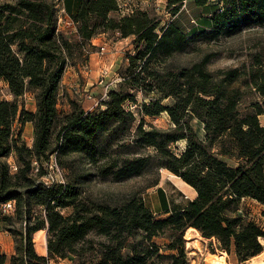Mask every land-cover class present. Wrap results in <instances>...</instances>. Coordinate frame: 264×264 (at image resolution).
Listing matches in <instances>:
<instances>
[{
	"label": "trees",
	"instance_id": "16d2710c",
	"mask_svg": "<svg viewBox=\"0 0 264 264\" xmlns=\"http://www.w3.org/2000/svg\"><path fill=\"white\" fill-rule=\"evenodd\" d=\"M182 1L169 0L173 20L159 26L147 11L112 17L117 0H63L78 44L57 30L53 0H0V77L15 98L31 91L36 105L30 112L19 110L15 100L0 101V204L14 200L16 209L14 216L0 210V222L15 239L10 264H48L70 255L77 257L76 264H187L182 246L170 242L161 248L153 242L183 217L193 221L180 231L177 243L184 244V232L192 227L215 238L221 250L234 248L238 262L263 251L264 228L247 216L241 201L259 203L264 219V126L258 120L264 101L242 113L238 89L232 87L238 70L215 79L205 68L208 56L172 68L164 61L188 52L192 40L207 33L204 27L212 38L232 35L247 24L264 27V0H222L221 7L193 0L200 11L196 24L203 29L191 25L189 33L178 19ZM114 31L136 45L134 55L126 57L123 83L148 97L139 105V118L124 107L125 100L136 104L135 94L119 91H109L104 107L93 112L71 100L70 111L60 113L58 84L70 47ZM253 84L264 98V71ZM164 99L170 102L164 104ZM161 113L168 117V127L145 121ZM15 121L32 123V147L13 128ZM178 143L183 147L176 153ZM53 155L68 174L64 183L46 187L31 175V162L40 164ZM74 155L83 156L102 179L118 181L165 169L196 195L178 220L157 218L136 195L119 205L83 200L79 183L92 174L79 173ZM10 156L18 165L14 174L7 165ZM43 174L40 169L37 175ZM158 193L164 205V191ZM34 206L45 208L44 218L33 214ZM66 207L73 208L68 215L60 211ZM16 222L24 226L15 228ZM39 230H46V257L34 249L32 235ZM90 233L101 240L88 239ZM6 259L0 256V264Z\"/></svg>",
	"mask_w": 264,
	"mask_h": 264
},
{
	"label": "rangeland",
	"instance_id": "374dc122",
	"mask_svg": "<svg viewBox=\"0 0 264 264\" xmlns=\"http://www.w3.org/2000/svg\"><path fill=\"white\" fill-rule=\"evenodd\" d=\"M53 1L57 15V30L70 39L71 43L79 44L80 40L77 36V29L71 17H67L66 20L64 18L66 17V13L63 9V1ZM119 3L124 4L121 8L124 13H130L135 10L147 11L152 18L157 21L159 20V26H164L173 20L171 12L173 5L169 4V0H119ZM179 11L181 13L178 19L185 26L187 33L192 30L193 26L203 29V27L196 24L195 15L200 11L195 7L193 0H183ZM113 16L123 15L115 12L112 14ZM204 28L207 33L192 40L188 52L174 53L165 59L164 63L167 67L189 65V63L201 60L203 56H208L209 60L205 64V68L211 72L215 79L222 77L223 72L233 71L234 69L238 70V78L232 83V87L238 89L237 95L240 99L239 109L242 113L247 111L251 104L262 103L264 98L257 92L253 80H255L258 73L264 71V27L247 24L242 26L239 31L232 33V35L220 34L216 38L211 37L209 28ZM156 32H159V28ZM99 36L101 38L99 44L95 41L94 44L91 40L90 43L86 42L84 46L72 45L70 47V55L67 56L68 66L65 68L58 84L57 109L60 113L69 112L70 106L68 101L73 100L85 112H93L99 109V105L107 99V96L104 97L102 95L107 88L108 91H119L123 95L134 93L136 104L125 100L124 107L127 110L134 111L135 116L138 117L136 112L139 105L147 102L148 97L144 96L139 89L134 91V89L123 83V78H128V72L126 71L128 61L126 57L129 54L134 55L136 45L132 43L131 37L119 43L121 38L116 31L100 33L97 37ZM101 46L104 47L103 50H101ZM25 94H27L26 98H24ZM25 94L22 97L15 98L8 90L7 84L0 77V101L12 102V100H15L17 105H19V110L34 112L31 111L34 95L29 90ZM151 95L153 96L154 94ZM162 101L164 104L170 102L167 99ZM93 104H96L98 107H92ZM258 120L260 125L264 126V114L259 115ZM145 121L160 129L169 126V120L165 113H161L157 117L146 116ZM13 128L20 130L21 140L25 146L27 148L32 147L33 127L30 128L28 125L26 127L25 124L21 126L18 121H15ZM182 147L183 145L178 143L176 147H173V150L177 153ZM72 158L76 160L79 166V173L82 175L92 174L88 177L87 181L79 183V190L83 200L119 205L131 196L136 195L143 200L144 205L150 208L157 218L173 217L178 220L183 208L195 197L194 189H190L178 176L173 175L165 169L158 170L156 173L148 171V173L134 176L130 179L115 181L110 177L103 179L96 177L90 164L85 161L83 156L74 155ZM53 159H55L54 155ZM6 160L11 162L15 159L10 156ZM68 160L69 158H67ZM59 167L63 169L60 165ZM66 174H68V171L66 173L64 170V179H66ZM31 175L37 182L41 181L38 175L32 173ZM158 189L164 191L165 206L161 202ZM241 203L247 216L264 228V219L260 215L262 206L254 200L248 199L242 200ZM32 209L34 215H38L41 218L45 217V208L34 206ZM60 211L62 214L68 215L73 211V208L66 207L60 209ZM192 221L188 217H183L179 225L169 231H165L162 236L153 238V242L161 248H164L170 242L176 243L178 247L182 246L186 254L187 264H209L208 261L213 256H217L223 264H264V241H261L263 251L255 255L254 259H251L252 261L249 259L244 262L237 261L234 248L231 247L230 252L221 250L215 238L207 239L201 236L198 230L190 231L189 235L184 232V244L181 242L177 243L175 240L178 238L180 231L184 230ZM14 226L15 228H22L24 224L16 222ZM40 237L42 238L41 235ZM90 238L101 240V238L92 233L88 236V239ZM46 239L45 235V241ZM33 242H36L34 243L36 244L34 246L36 252L38 238L36 237V240L33 238ZM62 260L63 264L77 263V257L73 255ZM57 261L50 260L49 264ZM258 261L261 262L259 263Z\"/></svg>",
	"mask_w": 264,
	"mask_h": 264
},
{
	"label": "built area",
	"instance_id": "2783aa9c",
	"mask_svg": "<svg viewBox=\"0 0 264 264\" xmlns=\"http://www.w3.org/2000/svg\"><path fill=\"white\" fill-rule=\"evenodd\" d=\"M211 3L218 4L219 7L222 6V0H208ZM118 3V11L117 13H121V15H128V13H124L122 11V6L124 4H120L119 0H117ZM104 47L101 46V50H103ZM108 89L106 88L103 92V96L106 97L108 94ZM52 158V159H51ZM31 173L34 175H37L39 173V170L42 169L44 171V174L39 177L41 179L40 183L43 186L50 187L54 184L58 185L59 183H64L65 179L63 178V169L59 167V164L56 163L55 159H53V156H51L48 160H46L44 163L41 162L40 164L33 160L31 162ZM7 165H9V171L10 173L14 174L18 170V165H16L15 161H7ZM0 210L3 214L6 215H13L15 213V201H6L0 204ZM50 262V261H49ZM49 264V263H48ZM53 264H63V260H58L57 262Z\"/></svg>",
	"mask_w": 264,
	"mask_h": 264
},
{
	"label": "crops",
	"instance_id": "0c3cea01",
	"mask_svg": "<svg viewBox=\"0 0 264 264\" xmlns=\"http://www.w3.org/2000/svg\"><path fill=\"white\" fill-rule=\"evenodd\" d=\"M63 9H64V7H63ZM67 17H70V16L66 14V17H64L65 20L67 19ZM124 39H127V38H121L119 40V43H121V41L124 40ZM100 40H101L100 36L99 37H95V38L92 39V43H94V41H95V42H98V44H99ZM98 44H96V45H98ZM26 96H27V94L24 95V98H26ZM32 105H33V107L31 109V111H35L36 107L34 105V101H32ZM96 106H97L96 104L92 105V107H96ZM103 107L104 106L101 103V105H99V108H103ZM25 125H26V127L28 125V127L32 128V123L31 122H27ZM195 195H196V193H195ZM39 233H41L42 238H45L46 230H39V231L33 233L34 240H36V237H37V235ZM45 242L46 241L44 240V244L40 245L39 249L38 248L36 249V253L38 255H40V256H43V257H46L47 254H48L46 252V243ZM34 243H36V242H34ZM35 245L36 244H34V246ZM2 255H5L7 257L5 264H10V258L12 256L16 255V254H15V239H13L12 235L4 228V224H2L0 222V256H2Z\"/></svg>",
	"mask_w": 264,
	"mask_h": 264
},
{
	"label": "bare ground",
	"instance_id": "6f19581e",
	"mask_svg": "<svg viewBox=\"0 0 264 264\" xmlns=\"http://www.w3.org/2000/svg\"><path fill=\"white\" fill-rule=\"evenodd\" d=\"M197 231L195 228H192V227H189L185 230V234L189 235L190 231ZM41 233L38 234L37 238H38V249H39V246L44 244V240L45 238H41L40 237ZM261 241H264V239H261ZM254 259V258H253ZM251 260V259H250ZM252 261V260H251ZM254 262V261H253ZM259 262V261H258ZM261 262V261H260ZM259 262V263H260ZM209 264H223L219 261V259L217 258V256H213L209 259L208 261ZM258 264V263H257Z\"/></svg>",
	"mask_w": 264,
	"mask_h": 264
}]
</instances>
